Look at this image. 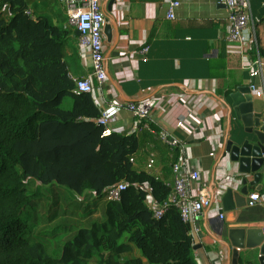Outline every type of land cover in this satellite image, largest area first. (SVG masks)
<instances>
[{
	"label": "trees",
	"instance_id": "16d2710c",
	"mask_svg": "<svg viewBox=\"0 0 264 264\" xmlns=\"http://www.w3.org/2000/svg\"><path fill=\"white\" fill-rule=\"evenodd\" d=\"M4 2L12 16L0 12V264H84L81 251L91 256L104 236L111 244L104 264H197L190 225L179 208L172 206L156 219L147 205L149 192L162 201L172 188L131 162L140 149L138 136L102 137L92 93L74 92L64 55L70 31L28 14L24 0ZM259 53L264 58L260 42ZM172 151L178 158V148ZM123 180L129 187L121 201L107 203L105 223L81 231L60 258L23 219L41 197L30 191L32 181L79 194L95 191L104 199L105 189ZM125 233L142 257L118 258L130 247L116 245Z\"/></svg>",
	"mask_w": 264,
	"mask_h": 264
},
{
	"label": "crops",
	"instance_id": "0c3cea01",
	"mask_svg": "<svg viewBox=\"0 0 264 264\" xmlns=\"http://www.w3.org/2000/svg\"><path fill=\"white\" fill-rule=\"evenodd\" d=\"M56 1L65 19L54 22L63 27L67 16ZM111 1L103 0V6L119 35L114 32L112 43L105 37L107 82L102 90L95 88L93 99L101 113L107 108L115 112L109 125L111 134L138 136L140 149L135 165L147 171V158L154 150L156 169L173 184L172 164L181 150L174 159L173 149L155 134L135 131L133 115L127 107L130 100L155 101L152 114L156 128L166 129L186 142L187 155L199 159L194 161L202 174L194 188L209 186L216 194L212 205L197 217L203 236L195 243V262L234 264L227 231L233 226L264 225V187L260 191L250 186V194L259 193L261 203L228 212L223 209L227 189L241 188L245 177L238 162L224 152L227 138L242 141L247 136L232 94L240 86L254 83V112L264 113V74L251 78L254 53L228 40L227 9L221 0ZM173 1L179 5L174 7L175 18H169ZM251 8L258 41L264 44V0H251ZM69 31L64 47L69 75L85 77L92 70L90 59L78 45V30L72 26ZM179 121L186 125L176 128ZM221 213L226 215L224 220L219 217ZM237 264H261L258 249H241Z\"/></svg>",
	"mask_w": 264,
	"mask_h": 264
},
{
	"label": "built area",
	"instance_id": "2783aa9c",
	"mask_svg": "<svg viewBox=\"0 0 264 264\" xmlns=\"http://www.w3.org/2000/svg\"><path fill=\"white\" fill-rule=\"evenodd\" d=\"M58 2L64 9L68 23L80 32L78 45L84 55L89 57L92 67L89 75L73 78L76 83L74 92L77 94L93 93L95 88L102 90L107 82L104 26L107 22H111L104 10L103 0H58ZM221 2L227 9L228 40L245 52L249 49L254 53L250 77L256 78L259 75H263L264 58L259 53L257 27L252 13L251 0H221ZM178 5V1L172 2L169 18H175L174 7ZM31 13L28 10V14L33 16ZM250 88L253 92L256 90V85L251 83ZM154 106L155 101L151 99L130 100L127 102V107L133 115L134 130L150 131L171 149H180L181 155L172 164L174 183L171 184L163 179L162 173L156 169V152L149 150L147 172L155 176L156 179L163 180L164 184L171 187L172 190L169 196L162 201L149 192L147 205L156 219L164 216L172 206L179 208L183 220L190 225V234L195 245L203 236V228L197 222V217L204 209L212 205L216 194L214 189L209 186L194 188L202 174V169L197 161H194L198 158L187 155L186 142L179 140L166 129L156 128L152 114ZM114 115L115 112L111 108L104 109L101 113L99 122L103 126L102 137H107L111 134L109 125L113 122ZM185 125V122L179 121L175 124V127L179 129ZM212 155H218V152H213ZM131 162L136 164V157H132ZM128 187L129 183L127 181L113 184L105 189L104 199L108 202L121 201L123 193ZM88 192L93 193L95 197L98 196L95 191L91 190L81 195H85ZM250 198L249 205L251 206L262 202L259 193L250 194ZM219 217L224 220L226 215L221 213Z\"/></svg>",
	"mask_w": 264,
	"mask_h": 264
},
{
	"label": "rangeland",
	"instance_id": "374dc122",
	"mask_svg": "<svg viewBox=\"0 0 264 264\" xmlns=\"http://www.w3.org/2000/svg\"><path fill=\"white\" fill-rule=\"evenodd\" d=\"M24 2L33 16H43L53 24H55L54 20L63 21L62 18L65 19L56 0H24ZM0 12L3 14V18L12 16V12L4 0H0ZM63 28L71 30L72 26L67 21V25ZM18 44L15 42L14 48H17ZM29 189L31 192H37L41 197L35 199L32 208H29V211L24 214L23 219L32 224V234L35 238L46 243L49 252L59 258L62 256L66 244L70 243L74 247L75 240L81 231L99 228L106 221L105 210L108 201L96 198L91 192L81 195L56 183L41 185L37 181H32L29 184ZM129 238L130 234L125 233L116 240V245L127 244L130 246L125 253L118 257L122 262L142 257L141 250L131 243ZM93 243L94 240L88 242L89 245H94ZM109 246L111 244L107 240V236H104L91 256H85L83 249L78 259L81 258L84 264H104L108 255L111 254V251L107 250Z\"/></svg>",
	"mask_w": 264,
	"mask_h": 264
},
{
	"label": "water",
	"instance_id": "95a60500",
	"mask_svg": "<svg viewBox=\"0 0 264 264\" xmlns=\"http://www.w3.org/2000/svg\"><path fill=\"white\" fill-rule=\"evenodd\" d=\"M114 32L119 35L116 24L112 21L107 22L104 26V34L108 43L113 42ZM77 34L80 35V32L77 31ZM232 98L238 119L242 121L247 136H244L242 141L227 138L224 152L229 153L232 160L238 162L239 170L245 177L241 188H228L224 194L222 203L226 212L249 205L250 186L260 191L264 187V113L254 112V96L249 85L240 86L232 94ZM250 177L252 180L249 179ZM227 235L232 263L237 264L241 249H258L260 263L264 264V225L233 226L228 229ZM196 247L194 246V249Z\"/></svg>",
	"mask_w": 264,
	"mask_h": 264
}]
</instances>
